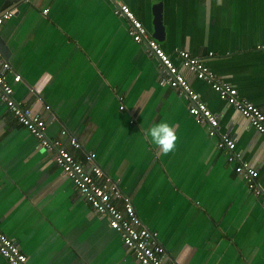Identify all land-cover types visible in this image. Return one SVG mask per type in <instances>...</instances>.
I'll list each match as a JSON object with an SVG mask.
<instances>
[{
    "label": "crops",
    "instance_id": "0c3cea01",
    "mask_svg": "<svg viewBox=\"0 0 264 264\" xmlns=\"http://www.w3.org/2000/svg\"><path fill=\"white\" fill-rule=\"evenodd\" d=\"M117 2L153 39L161 8L164 33L156 40L218 117V135L190 114L182 90L161 83L157 59L131 38L112 0H0V15L14 12L0 38L11 52L2 57L22 77L16 100L41 113L51 140L80 161L95 153L120 180L143 224L158 232L165 264H264L263 200L235 172L240 161L219 147L220 136L235 139V152L264 187V137L177 54L200 59L264 112V0ZM160 122L178 135L167 155L144 138ZM73 137L81 150L70 145ZM0 229L29 264H140L1 100ZM0 264H8L1 255Z\"/></svg>",
    "mask_w": 264,
    "mask_h": 264
},
{
    "label": "built area",
    "instance_id": "2783aa9c",
    "mask_svg": "<svg viewBox=\"0 0 264 264\" xmlns=\"http://www.w3.org/2000/svg\"><path fill=\"white\" fill-rule=\"evenodd\" d=\"M112 1L115 3V14L124 16L129 21L131 38L137 43L145 42L150 55L157 59L161 83L182 90L190 100V114L207 124L211 137L218 135V117L202 101L200 95L194 91L191 83L174 59L164 52L156 39L149 38L146 27L128 5L118 3L117 0ZM44 13L47 14L48 10H44ZM13 14L14 12L10 11L0 15V28L12 18ZM177 54L186 70L198 80L210 84L222 99L235 107L249 121L251 126L264 137V112L261 109L253 103L241 99L236 88L219 80L200 59L187 51H179ZM21 81L22 77L14 72V68L9 61L2 57L0 51V100L11 115L19 125L25 127L30 135L40 142L44 150L54 153L56 164L72 180L83 199L91 206L96 215L108 219L110 228L119 233L126 249L134 253L140 264H165L167 252L159 240L158 232L148 229L143 224L131 198L122 192L120 180L106 174L96 163L95 153L85 154L83 161H80L66 149L60 140H51L47 135L46 119L41 113L36 112L23 101L16 100L14 86ZM46 110L49 111L50 107L47 106ZM66 134V131L62 132L63 136ZM70 145L76 150L82 149L77 138H71ZM219 147L232 154L229 156L231 162L240 161L235 167V172L243 178L255 196L262 198L264 206V187L258 183L259 172L250 163L240 160L239 154L235 152V139L228 135L220 136ZM0 255L8 264H29L28 256L1 229ZM168 264L178 263L172 261Z\"/></svg>",
    "mask_w": 264,
    "mask_h": 264
},
{
    "label": "clouds",
    "instance_id": "9594fccd",
    "mask_svg": "<svg viewBox=\"0 0 264 264\" xmlns=\"http://www.w3.org/2000/svg\"><path fill=\"white\" fill-rule=\"evenodd\" d=\"M144 138L149 143L156 145L164 155L173 153L177 148L178 135L176 129L167 122L152 125L144 133Z\"/></svg>",
    "mask_w": 264,
    "mask_h": 264
},
{
    "label": "water",
    "instance_id": "95a60500",
    "mask_svg": "<svg viewBox=\"0 0 264 264\" xmlns=\"http://www.w3.org/2000/svg\"><path fill=\"white\" fill-rule=\"evenodd\" d=\"M155 11H156L154 15L155 16V19H154L155 33L153 34V37L155 39H160V35L164 33V26H163L162 18H161V8L156 7ZM0 51L5 59L8 60L10 58V55H11L10 49L2 38H0Z\"/></svg>",
    "mask_w": 264,
    "mask_h": 264
}]
</instances>
